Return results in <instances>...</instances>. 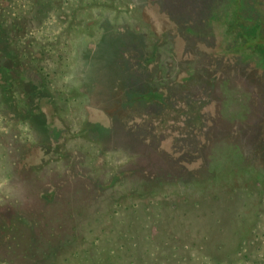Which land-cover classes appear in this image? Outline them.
I'll use <instances>...</instances> for the list:
<instances>
[{
    "label": "rangeland",
    "instance_id": "374dc122",
    "mask_svg": "<svg viewBox=\"0 0 264 264\" xmlns=\"http://www.w3.org/2000/svg\"><path fill=\"white\" fill-rule=\"evenodd\" d=\"M240 17L264 19V0H0V227L27 233L25 264L163 182L264 189V65Z\"/></svg>",
    "mask_w": 264,
    "mask_h": 264
},
{
    "label": "trees",
    "instance_id": "16d2710c",
    "mask_svg": "<svg viewBox=\"0 0 264 264\" xmlns=\"http://www.w3.org/2000/svg\"><path fill=\"white\" fill-rule=\"evenodd\" d=\"M241 20L237 45L247 49L245 44L256 41L258 31L264 29V19L253 20L251 25L250 20ZM248 52L255 56L261 53L252 45ZM224 112L232 118L228 105ZM214 166L217 168L218 164ZM230 174L221 171V179L204 181V187L198 184L193 191L186 188L183 192L177 181L163 182L155 199L136 200L141 203L132 201L139 205L119 225L115 214L117 208L123 207V200L117 201L119 204L110 212L107 225L84 231L75 249L64 248L66 243L60 242L51 252L54 256L50 263L43 264H264V242H261L264 237V189L257 190L254 197L250 193L242 194L240 188L228 194L222 180L228 183ZM214 191L219 193L213 195ZM252 197L257 201L256 208ZM160 207L163 214L159 213ZM11 227L7 221L0 227V246H4L6 253L0 258V264H25L28 258L24 251L30 250L28 241H32L27 233H24L26 239L23 234L13 236ZM50 228L48 224L43 229Z\"/></svg>",
    "mask_w": 264,
    "mask_h": 264
},
{
    "label": "flooded vegetation",
    "instance_id": "af4514ba",
    "mask_svg": "<svg viewBox=\"0 0 264 264\" xmlns=\"http://www.w3.org/2000/svg\"><path fill=\"white\" fill-rule=\"evenodd\" d=\"M264 25V24H263ZM263 32V33H262ZM258 37L256 38V41H254V42H250V45H252V46H255V48H257V50L259 51V52H261V53H259V55H257L259 58H260V60L262 61V59H263V57H264V55H263V52H264V29H261V30H259L258 31ZM245 40V43H247L246 41H247V39H244ZM246 45V47H248L246 50L247 51H249V47H250V45H248V44H245ZM4 61H1V63H3ZM5 69H9V68H5ZM28 74H31V71L30 72H28ZM33 77H34V80H36L37 78H38V74H36V75H33ZM55 129V128H54ZM53 129V130H54ZM51 132H52V130L49 132L50 134H51ZM61 137H62V133L61 132H59V131H57V132H55L54 134H53V141L55 142V143H57L60 139H61Z\"/></svg>",
    "mask_w": 264,
    "mask_h": 264
},
{
    "label": "clouds",
    "instance_id": "9594fccd",
    "mask_svg": "<svg viewBox=\"0 0 264 264\" xmlns=\"http://www.w3.org/2000/svg\"><path fill=\"white\" fill-rule=\"evenodd\" d=\"M3 197L2 196H0V199H2Z\"/></svg>",
    "mask_w": 264,
    "mask_h": 264
}]
</instances>
